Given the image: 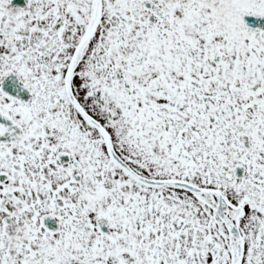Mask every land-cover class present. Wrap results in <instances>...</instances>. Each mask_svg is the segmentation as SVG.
Listing matches in <instances>:
<instances>
[{
	"label": "snow or ice",
	"instance_id": "obj_1",
	"mask_svg": "<svg viewBox=\"0 0 264 264\" xmlns=\"http://www.w3.org/2000/svg\"><path fill=\"white\" fill-rule=\"evenodd\" d=\"M0 264H264V0H0Z\"/></svg>",
	"mask_w": 264,
	"mask_h": 264
}]
</instances>
